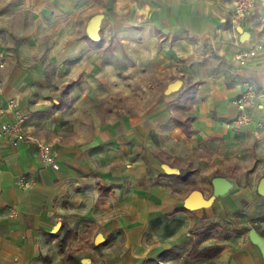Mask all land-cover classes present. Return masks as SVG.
Listing matches in <instances>:
<instances>
[{
  "label": "crops",
  "instance_id": "crops-1",
  "mask_svg": "<svg viewBox=\"0 0 264 264\" xmlns=\"http://www.w3.org/2000/svg\"><path fill=\"white\" fill-rule=\"evenodd\" d=\"M37 1H53L56 14L76 5L75 0ZM153 1L159 2L158 10L150 24L141 26L140 37H150L147 28L158 32L153 46L161 54L155 65L165 84L142 112L121 121L120 136L73 134L69 121H61L70 119L69 102L53 110L48 99L26 102L24 90L0 82V109L16 99L28 138L17 147L0 141V264H264L247 234L213 256L192 253L204 252L201 247L209 242L193 247L189 230L217 210L250 203L249 192L237 186L232 196L188 205L192 191L203 194L192 177L227 179L228 172L240 177L250 169L264 176V128L258 126L264 98L252 112V123L240 129L233 126L231 104L245 80L264 91V47L244 66L234 60L237 50L264 43V0H254L252 15L235 30L229 24L232 0H227L221 6L226 29L219 31L213 27L217 0ZM142 11L143 17L148 14ZM205 32L215 58L210 47L202 52L192 43ZM82 37L89 50L96 49ZM115 39L122 49L123 39ZM103 47L112 52V39ZM0 50L7 52L1 44ZM7 66L6 58L0 74ZM169 76H184L188 86L166 93ZM6 117L0 115V123ZM185 120L189 136L177 124ZM36 142L50 147L58 169L40 165Z\"/></svg>",
  "mask_w": 264,
  "mask_h": 264
},
{
  "label": "rangeland",
  "instance_id": "rangeland-1",
  "mask_svg": "<svg viewBox=\"0 0 264 264\" xmlns=\"http://www.w3.org/2000/svg\"><path fill=\"white\" fill-rule=\"evenodd\" d=\"M226 1H216L220 4L216 6V23L213 26L217 31L226 29L221 9ZM75 2L73 10L56 14L53 1L42 4L37 0H0V44L7 51L4 61L7 58L8 62L6 71L0 74V82H8L11 88L15 85L14 89L18 91L24 90L26 102L48 99L46 104L51 105L61 97L65 84L76 79L66 93L69 102L66 111H69L70 119L61 117V121L65 124L69 121L71 132L79 136L85 134L93 137L108 132L113 136H120L123 130L121 121L126 117H135L137 111L142 112L153 99L152 94H155V91L163 92L165 82L163 78H158L155 65L160 58L157 55L161 54V49L155 52L153 46L154 37L158 38V32L155 31L153 35L152 29L147 28L145 30H149V33L145 35L150 37H140L141 26L150 24L151 14L158 10L155 6L159 2ZM142 9L148 13L144 17ZM206 27L212 28L211 25ZM205 34L204 38H192V43L198 46L197 49L201 46L202 52L210 47V56L215 58L217 55L209 43L207 32ZM84 35H89L95 40L102 38L104 44L95 50H89L80 39ZM118 36L123 39L122 49L115 39ZM109 38L113 42V51L110 53L103 49ZM137 40H142L143 45L137 46ZM212 42L222 41L214 39ZM186 45L191 46L189 43ZM168 78L171 79L169 84L179 82L178 87L169 93L188 86L184 76ZM15 96L20 100V97L16 94ZM45 142L48 143L46 140ZM212 177L195 176L192 179L207 200L213 198L215 201L221 197L212 196L209 183ZM261 178L260 174L253 175L252 169L240 177L228 172L227 179L232 187L224 196H232L233 190L238 186L245 193L249 192L247 197L251 202L241 201L238 209L229 207L213 211V214L201 218L193 229L189 230L193 235V242L200 238L208 240L209 245L201 247L204 248L206 257H209L211 252H220L227 245H237L241 237L247 234V229L252 226L264 235V196L256 192ZM209 204L210 207L212 203ZM213 245H219L220 249H210ZM192 253L199 255L198 252Z\"/></svg>",
  "mask_w": 264,
  "mask_h": 264
},
{
  "label": "built area",
  "instance_id": "built-area-1",
  "mask_svg": "<svg viewBox=\"0 0 264 264\" xmlns=\"http://www.w3.org/2000/svg\"><path fill=\"white\" fill-rule=\"evenodd\" d=\"M254 0H232V10L229 24L232 30L239 28L253 12ZM264 47L263 42H255L244 49H239L234 55V60L239 66H244L248 61L253 59L257 53ZM5 53L0 50V68L5 64ZM264 98V91L257 88L252 81L245 80L242 90L231 101L236 110L233 119L235 129L248 127L252 121V112L257 107V102ZM0 115L7 116L6 120L0 123V141L7 143L11 147H17L25 142L28 138L24 131L25 117L18 108L16 99L10 98L5 101L4 106L0 109ZM260 128H264V118L258 122ZM37 159L44 168L58 169V164L47 144L36 142ZM20 184L26 185L27 182L23 177L18 178Z\"/></svg>",
  "mask_w": 264,
  "mask_h": 264
},
{
  "label": "water",
  "instance_id": "water-1",
  "mask_svg": "<svg viewBox=\"0 0 264 264\" xmlns=\"http://www.w3.org/2000/svg\"><path fill=\"white\" fill-rule=\"evenodd\" d=\"M89 37L92 38L91 36ZM239 40L241 42L245 40V32H242L240 34ZM178 85L179 82L175 81L168 85L166 91L169 93L171 92V90L177 88ZM211 187H212V196L221 197L227 194L229 189L232 187V184L225 177L218 176L211 179ZM256 192L258 195L264 196V176L258 182L256 187ZM188 202H189L188 204L189 207H195V206L207 204L209 201L204 199L203 194L200 191L195 190L191 192L188 198ZM247 235L250 243L258 249L259 254L264 262V235H261L255 228L249 229Z\"/></svg>",
  "mask_w": 264,
  "mask_h": 264
},
{
  "label": "trees",
  "instance_id": "trees-1",
  "mask_svg": "<svg viewBox=\"0 0 264 264\" xmlns=\"http://www.w3.org/2000/svg\"><path fill=\"white\" fill-rule=\"evenodd\" d=\"M82 39H84L89 46L91 47H94V48H99L102 46V43H103V40L102 38H99L97 41L93 40L92 38H90L88 35H84L82 37ZM110 45L107 46V51H110ZM75 83V81H71V82H68L67 84H65L64 88H63V91H62V95L61 97L58 99V101L56 103H52V107H53V110H58V109H61L65 104H66V98H65V95L67 93V89L70 88L73 84ZM188 120H185L183 122H179L177 121V124L181 127V129L183 130V132L186 134V135H190V130H189V127H188V124H187ZM251 228H255V226H252L250 228H248L247 230L251 229ZM206 238H200L198 240H196L195 242H193V247H196L197 245H199L202 241H204ZM211 248L210 249H220V246L219 245H213V246H210ZM206 252H199L198 254H204ZM217 252H211L210 256H213L214 254H216Z\"/></svg>",
  "mask_w": 264,
  "mask_h": 264
}]
</instances>
